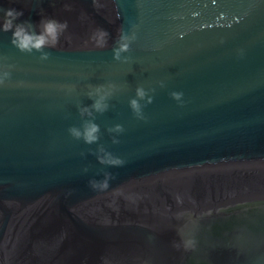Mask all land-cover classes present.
<instances>
[{
    "label": "water",
    "instance_id": "1",
    "mask_svg": "<svg viewBox=\"0 0 264 264\" xmlns=\"http://www.w3.org/2000/svg\"><path fill=\"white\" fill-rule=\"evenodd\" d=\"M8 8L17 23L68 28L44 61L0 32V264H264V0H0ZM132 25L127 62L113 60ZM99 29L108 48L90 40ZM109 82L94 122L122 167L67 132L93 102L87 86ZM137 87L155 90L146 120L129 108ZM105 171L109 187H89Z\"/></svg>",
    "mask_w": 264,
    "mask_h": 264
},
{
    "label": "clouds",
    "instance_id": "2",
    "mask_svg": "<svg viewBox=\"0 0 264 264\" xmlns=\"http://www.w3.org/2000/svg\"><path fill=\"white\" fill-rule=\"evenodd\" d=\"M95 2V0H94ZM99 7V5H96ZM23 15V12L15 8L0 9V32H11L10 44L15 47L19 52L25 54H32L33 52L39 53V59L41 61L47 60L50 56V52L45 49H56L60 43L62 34L67 30L68 24L66 21H58L53 18H42L38 25H33L30 21H22L17 23L16 21ZM135 25L131 26L129 32H125L123 28L118 30V35L115 40V47L112 48V58L116 61L127 62L128 57L122 56L123 53L131 51V44L137 39L135 32ZM38 29V31H37ZM109 34L103 29H99L94 33L90 40L94 42V46L100 49L108 48ZM11 68V65L7 66ZM10 77L9 71L0 72V83H3ZM159 86L163 88L164 82H159ZM75 85L68 86L67 92L71 93L75 91ZM86 96L93 102L89 106L79 105L77 107L78 115L81 118V125L70 126L67 129L68 134L74 140H82L85 145L97 144V148L94 153L96 160L101 165L111 167H122L126 163L120 157L114 156L111 152L107 151L102 144H99L101 138L100 127L95 123L96 116L94 114L103 115L110 108L108 101L113 97L117 91V86L111 82L107 84L92 85L89 84ZM154 89L145 90L143 87H137L135 89V96L128 102L129 108L133 116L137 120H146L143 109L153 102V96L149 95L150 92H154ZM170 97L182 105L183 93L173 91L169 93ZM143 101V103H141ZM108 133H114L111 137L113 144H118L120 141L117 136L125 131L122 125L115 124L112 127L106 129ZM84 155V153H81ZM88 168L85 167L83 172H87ZM115 179V176L109 172H103V179L96 180L90 179L88 181L89 187L93 189L105 190L109 187V181ZM178 203L182 201L177 198ZM185 250H194L196 248L197 241L194 236H191L182 241Z\"/></svg>",
    "mask_w": 264,
    "mask_h": 264
}]
</instances>
